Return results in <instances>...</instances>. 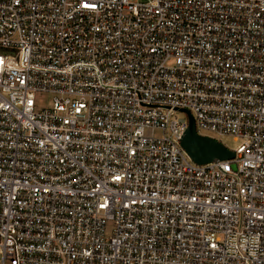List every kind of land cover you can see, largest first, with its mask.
I'll list each match as a JSON object with an SVG mask.
<instances>
[{
  "label": "built area",
  "instance_id": "built-area-1",
  "mask_svg": "<svg viewBox=\"0 0 264 264\" xmlns=\"http://www.w3.org/2000/svg\"><path fill=\"white\" fill-rule=\"evenodd\" d=\"M0 264H264V0H0Z\"/></svg>",
  "mask_w": 264,
  "mask_h": 264
},
{
  "label": "water",
  "instance_id": "water-1",
  "mask_svg": "<svg viewBox=\"0 0 264 264\" xmlns=\"http://www.w3.org/2000/svg\"><path fill=\"white\" fill-rule=\"evenodd\" d=\"M190 123L181 143L193 160L200 164L211 162L214 159L227 160L235 156L222 141L209 136L198 134L195 121L191 113Z\"/></svg>",
  "mask_w": 264,
  "mask_h": 264
},
{
  "label": "rangeland",
  "instance_id": "rangeland-1",
  "mask_svg": "<svg viewBox=\"0 0 264 264\" xmlns=\"http://www.w3.org/2000/svg\"><path fill=\"white\" fill-rule=\"evenodd\" d=\"M220 140H222L223 143L227 144L231 148H234L239 144V141L231 136L220 137Z\"/></svg>",
  "mask_w": 264,
  "mask_h": 264
}]
</instances>
